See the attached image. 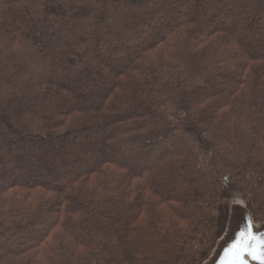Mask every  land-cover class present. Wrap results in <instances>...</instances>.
I'll list each match as a JSON object with an SVG mask.
<instances>
[{"label":"trees","instance_id":"trees-1","mask_svg":"<svg viewBox=\"0 0 264 264\" xmlns=\"http://www.w3.org/2000/svg\"><path fill=\"white\" fill-rule=\"evenodd\" d=\"M90 1L0 0V264H203L264 218V0Z\"/></svg>","mask_w":264,"mask_h":264},{"label":"water","instance_id":"water-1","mask_svg":"<svg viewBox=\"0 0 264 264\" xmlns=\"http://www.w3.org/2000/svg\"><path fill=\"white\" fill-rule=\"evenodd\" d=\"M231 215L230 221H233L230 222L227 234L219 242V247L216 249L214 256L206 264H223L227 260L226 252L240 238L241 233L250 229L251 232L257 235L264 234V225H258L247 208L236 207L234 213H231ZM244 260L245 264H260L258 260H254L247 255H245Z\"/></svg>","mask_w":264,"mask_h":264},{"label":"rangeland","instance_id":"rangeland-1","mask_svg":"<svg viewBox=\"0 0 264 264\" xmlns=\"http://www.w3.org/2000/svg\"><path fill=\"white\" fill-rule=\"evenodd\" d=\"M217 2H215L214 4H216ZM247 2L246 1H244V3H243V5H245ZM83 6H87V7H90L91 9H94V8H97L98 7V5L97 4H95V3H93V2H91L90 0H85V2L81 5V8L83 7ZM244 11V9L243 8H239V9H235V11H234V13H239V12H243ZM33 16V15H32ZM33 17H35V16H33ZM27 18H28V15L26 14V12H23L22 13V15L20 16V20L21 21H24V20H26L27 21ZM54 40V39H53ZM25 50H27L28 51V53H30L31 55H33V56H37V54L34 52V50H32L31 48H25ZM77 75V72H75L74 74H68L67 76H65V79H63V81L64 82H72L71 80L72 79H74V77ZM52 76V75H51ZM57 79V81H58V76L56 75V77H55V80ZM70 80V81H69ZM73 83V82H72ZM90 89H93V88H90ZM2 126L0 125V131H2ZM4 134V133H3ZM5 136V135H4ZM4 136H2L1 138H2V141H1V138H0V141L2 142V143H4L5 142V140L6 139H3V137ZM29 152L30 151H32L31 153H37V152H39L37 149H31V150H29V149H27ZM161 150V149H160ZM65 155H68L67 153H63L62 155H61V157H60V160L62 159V157H64ZM72 155V154H71ZM49 159V158H51L50 156H46V157H44V159ZM153 159V158H152ZM228 191H229V193H230V206H229V215H228V220H227V225H226V230H225V232H224V234L222 235V237L219 239V241H218V243H217V246H216V248L214 249V251L212 252V254L209 256V258L203 263V264H206V262L207 261H209L210 260V258L212 257V256H214V253H215V251H216V249H218V247H219V242L221 241V240H223L224 239V236L227 234V232H228V230H229V226H230V222H232L233 220H231L230 221V219L232 218V215H231V213H234V211H235V208L236 207H241V208H247L248 210H249V208H248V205H247V202L245 201V199H244V197H243V195L239 192V191H237L236 189H233V188H228ZM250 211V210H249ZM251 213V212H250ZM253 217V216H252ZM254 220H255V222L258 224V225H264V218L263 219H259V220H256L255 218H253ZM37 233H33V236L34 235H36ZM32 236V235H31ZM28 238V235H18L17 237H16V240H13V241H9L10 242V244L12 245V246H14L17 242L19 243H21V241H24V240H26ZM19 243V244H20ZM3 252L2 251H0V254H2Z\"/></svg>","mask_w":264,"mask_h":264},{"label":"snow or ice","instance_id":"snow-or-ice-1","mask_svg":"<svg viewBox=\"0 0 264 264\" xmlns=\"http://www.w3.org/2000/svg\"><path fill=\"white\" fill-rule=\"evenodd\" d=\"M223 264H245V255L264 264V234L257 235L249 229L226 252Z\"/></svg>","mask_w":264,"mask_h":264}]
</instances>
